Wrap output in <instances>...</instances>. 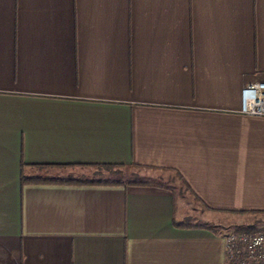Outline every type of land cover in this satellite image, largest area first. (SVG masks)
<instances>
[{"label":"crops","instance_id":"crops-1","mask_svg":"<svg viewBox=\"0 0 264 264\" xmlns=\"http://www.w3.org/2000/svg\"><path fill=\"white\" fill-rule=\"evenodd\" d=\"M258 82L264 0H0V264H229L228 218H264ZM123 170L149 184L25 182Z\"/></svg>","mask_w":264,"mask_h":264},{"label":"built area","instance_id":"built-area-1","mask_svg":"<svg viewBox=\"0 0 264 264\" xmlns=\"http://www.w3.org/2000/svg\"><path fill=\"white\" fill-rule=\"evenodd\" d=\"M250 117L264 116V82L247 85L241 93V110ZM229 264H264V231L253 234L229 231L226 235Z\"/></svg>","mask_w":264,"mask_h":264},{"label":"trees","instance_id":"trees-1","mask_svg":"<svg viewBox=\"0 0 264 264\" xmlns=\"http://www.w3.org/2000/svg\"><path fill=\"white\" fill-rule=\"evenodd\" d=\"M137 169H144L142 167H137ZM25 182H49V183H73V184H103V185H147L149 182L141 180L138 176L134 175L129 182H125L122 179L119 180H106V181H96V180H60V179H26ZM238 233L253 234L258 230L254 227H240L237 228Z\"/></svg>","mask_w":264,"mask_h":264},{"label":"rangeland","instance_id":"rangeland-1","mask_svg":"<svg viewBox=\"0 0 264 264\" xmlns=\"http://www.w3.org/2000/svg\"><path fill=\"white\" fill-rule=\"evenodd\" d=\"M122 176L121 178H124V179H128V178H132L131 177V174L133 172L129 171V170H123L122 171ZM229 222L225 223L224 226H222L223 228H227L226 230H228L227 232L229 231H232V230H237V228H240V227H254L256 228L258 231L257 232H260V231H264V218L262 219H252V218H228ZM227 225H230L229 227H227Z\"/></svg>","mask_w":264,"mask_h":264}]
</instances>
